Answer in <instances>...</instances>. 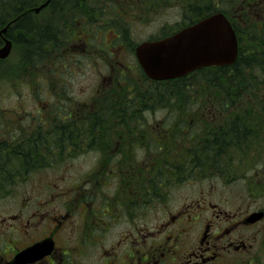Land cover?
Listing matches in <instances>:
<instances>
[{
	"label": "flooded vegetation",
	"instance_id": "1",
	"mask_svg": "<svg viewBox=\"0 0 264 264\" xmlns=\"http://www.w3.org/2000/svg\"><path fill=\"white\" fill-rule=\"evenodd\" d=\"M81 1H94L93 8L101 0ZM128 1L123 14L97 7L113 18L101 25L71 20L69 7L58 4L65 0H50L49 11L25 16L50 30L47 62H37L34 74L45 104L35 116L0 119V144L28 158L22 173L63 167L61 176L38 182L35 212L0 220V264L41 242L47 249L24 264H86L96 248L97 264H264V96L214 100L215 92L235 87L230 70L222 80L216 67L153 80L135 56L140 43L165 39L214 13L241 30L261 31L264 0H242L235 10L214 0H191L192 6L176 0L184 3L178 22L152 27L135 45L134 26L155 19L157 9L139 5L146 0ZM166 3L160 0L159 8ZM78 10V18L86 15ZM92 60L104 68L88 89L75 78ZM252 76L243 87L264 89V70ZM232 178L240 189L212 197L216 180L229 186ZM187 185L206 190L178 197ZM122 220L128 228L104 249L102 234ZM11 231L18 237H9Z\"/></svg>",
	"mask_w": 264,
	"mask_h": 264
},
{
	"label": "rangeland",
	"instance_id": "2",
	"mask_svg": "<svg viewBox=\"0 0 264 264\" xmlns=\"http://www.w3.org/2000/svg\"><path fill=\"white\" fill-rule=\"evenodd\" d=\"M41 1V0H40ZM39 1V2H40ZM43 1V0H42ZM42 1L40 3H42ZM50 0H44L46 4H48ZM70 1H77V3H82L81 0H65L64 4L58 3L62 6L69 7V14L73 11H78V9L82 10V13L86 15H82L76 20H81L82 18L86 17L87 22L89 23H99V25L103 24V22H107L111 19V15L103 14L98 10V8H107V11L115 14L117 8H114V5L118 3V0H101L98 1V6H94L93 8H89L93 6V3H87L80 5L77 8H74ZM123 1V0H122ZM208 2L209 0H205ZM242 0H214V5L218 4L221 8L227 9L229 4L232 10L239 8L241 5ZM166 7H160V0H146L144 4L142 2L139 5H149L154 6L157 10L153 16L155 19L147 20L143 23H140V26H134V32L131 34V41L132 43L137 44L141 40L146 39L150 32L154 31L151 28L155 27L158 28L161 24H174L178 22L180 19L179 12L182 11L184 7V3L182 1L176 0H166ZM188 5L192 6V1H186ZM39 3V4H40ZM38 4V5H39ZM37 5V6H38ZM57 5V4H55ZM89 6V7H88ZM98 7V8H97ZM49 11V8H45L41 11L43 12ZM160 11L162 12L159 15ZM240 10L237 12L239 14ZM191 14V13H189ZM230 14H232L230 12ZM184 16V15H183ZM8 18L6 17L5 20ZM34 23V30L32 33L28 34L26 31L17 32L15 36L14 43L12 44V50L8 58L0 64V119H8V118H16V117H32L35 116L36 108L41 109L43 104H45V94L44 92L42 95L38 93L36 84L40 83V79L37 78L34 74H36V70H30V72L23 67V65L33 62L29 69H37L40 65L35 62L34 58L38 56V62L46 63V53L38 49L39 47L45 46L48 47L47 43L50 41H44V37H48L50 35V30L48 28H42L38 26L36 21V17L34 16L33 19ZM235 23V21H234ZM37 24V25H36ZM13 33V32H12ZM27 35H31V37L27 38L28 45L22 44L23 40ZM1 36V34H0ZM96 39H99L97 37ZM1 41V40H0ZM258 42V41H257ZM100 42H98L99 44ZM242 46H244V43ZM259 45V46H258ZM256 47V55L259 56V48L260 44L257 43L254 45ZM264 46V45H263ZM263 46L261 49L264 51ZM43 50V49H42ZM264 58L263 56H261ZM94 58V57H93ZM31 60V61H30ZM92 60V63H86L84 67H82L81 74H77L75 80L81 81L85 80L86 88L93 89L95 76L99 74V71L102 70L104 67H95V64ZM125 61H128L131 66H134L133 60L130 61L126 58ZM40 63V64H42ZM39 65V66H38ZM66 69V65H65ZM80 70V71H81ZM136 81V79H134ZM248 94L252 95L251 89H248ZM165 96V94H164ZM264 100V99H263ZM255 101V100H254ZM25 112V113H24ZM4 132H2V136L4 137ZM1 141V139H0ZM56 170L52 169H42L40 172H31L23 175L24 177H19L18 174L11 175L9 179L0 184V220L3 217H8L10 215H14L15 213L22 210L23 213H31L35 212L38 209L39 199L37 198V194L39 193V185L38 182L45 181L46 178H51L55 176H61L62 174L59 172L62 170L63 163H57L54 165ZM14 171V170H13ZM11 172V169H10ZM234 172L232 171V176ZM8 178V177H6ZM56 182H62V180H58ZM241 188V181L236 180L234 178L231 179L229 186H223V184L216 180L215 187L213 190V195L215 199L217 198H224L227 196L228 192H232L236 189ZM198 190H202L205 192V187H198ZM41 190L43 193H47L48 188L45 185H41ZM194 186L189 187V185L184 186L180 189L177 193L178 197H183L186 194H191L197 196V191ZM56 192H61L60 189H55ZM58 201H61L58 199ZM239 201H237L238 203ZM175 205V201H173V206ZM255 205V204H254ZM52 205H48L47 209H50ZM42 213H45L43 209H40ZM117 221H113L116 223ZM126 221L118 222V225L112 226L110 232L103 235L102 234V247L107 249V247L112 243V241L116 240V234L119 231L128 228V225L125 223ZM8 236L18 237L17 232H12L8 234ZM99 253V249L96 248L92 254L86 255V264H97V254Z\"/></svg>",
	"mask_w": 264,
	"mask_h": 264
},
{
	"label": "water",
	"instance_id": "3",
	"mask_svg": "<svg viewBox=\"0 0 264 264\" xmlns=\"http://www.w3.org/2000/svg\"><path fill=\"white\" fill-rule=\"evenodd\" d=\"M45 5L46 3L40 5L35 12ZM5 31L6 28L1 32ZM3 41L0 60L5 59L11 50V42L7 39ZM236 54L234 32L221 14H215L163 41L145 42L136 48V57L142 69L155 79L174 78L203 66L231 64L235 61ZM39 248L42 245L30 248L26 251L29 253L26 256H34Z\"/></svg>",
	"mask_w": 264,
	"mask_h": 264
},
{
	"label": "trees",
	"instance_id": "4",
	"mask_svg": "<svg viewBox=\"0 0 264 264\" xmlns=\"http://www.w3.org/2000/svg\"><path fill=\"white\" fill-rule=\"evenodd\" d=\"M40 0H0V29H2L9 21H12V23L7 27V32L5 34V37L12 40L14 43L13 38L15 39V36L12 32H20V31H26L28 34L32 33L34 30V26L32 25V20L28 17L29 14H31L32 9L36 7L40 2ZM44 1V0H43ZM42 1V2H43ZM72 6L74 8H77L80 5H83L89 2L81 1L82 3H77V1H70ZM95 5L94 1H92ZM124 5V6H123ZM131 5V2L128 0H118V3L114 5V8L117 7V13H125V11L121 10V7H129ZM22 14V15H21ZM20 15V19H15L16 16ZM79 16V10L73 11L70 13L71 20L77 19ZM8 18L5 20V18ZM25 17V18H24ZM12 19V20H10ZM18 22V23H17ZM24 24V25H23ZM32 36L27 35L25 39L23 40L22 44L28 45L27 38ZM1 40V39H0ZM46 41L45 37L43 39ZM241 42L244 43V46H240L239 48V58L236 60V62L229 67L226 68H219L217 69L219 72H216L215 75L219 76L222 80L223 78V70H230L231 71V81L237 82L235 84V87H233L229 92H222L220 89V92H215L214 100L224 101H243L245 100V96L248 95L249 92H247V89L243 87V81L245 76L247 80V84H251V79H254V76H252V72L257 70L259 63H262L264 66V58L257 57L256 55V47L255 44L259 43L261 46L264 45V29L262 32L256 31V29L250 28L243 32H241L240 37ZM258 41V42H257ZM2 45V42L0 41V46ZM259 46V45H258ZM261 46L259 48V55L264 54V51L261 49ZM264 48V46H263ZM38 49L43 51L47 54L48 47L45 46L39 47ZM43 49V50H42ZM247 55V56H245ZM35 62H38V58L36 59V56L34 58ZM31 61V60H30ZM2 63V62H1ZM0 63V64H1ZM33 62L24 64L23 67L24 70H34L29 69ZM261 68V67H260ZM259 69V68H258ZM264 70V67L262 68ZM222 84V83H221ZM254 87V86H253ZM264 89L260 88L256 91L254 90L252 95L249 94L250 100H259L260 95L264 96ZM263 91V92H262ZM263 93V94H261ZM175 96V93H166V97ZM188 97V94L186 95ZM25 160V162H24ZM28 160L27 157H18L14 152L6 151L5 147L0 144V184H3L6 182L11 175L18 174V176H23L27 173H22L19 168L26 165V161ZM11 169V172L9 171ZM14 170V171H13ZM8 177V178H6Z\"/></svg>",
	"mask_w": 264,
	"mask_h": 264
}]
</instances>
